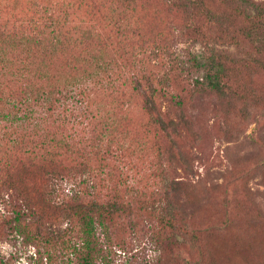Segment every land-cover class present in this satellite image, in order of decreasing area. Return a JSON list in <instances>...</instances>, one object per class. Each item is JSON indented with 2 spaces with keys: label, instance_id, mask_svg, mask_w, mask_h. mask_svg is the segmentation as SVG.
Masks as SVG:
<instances>
[{
  "label": "trees",
  "instance_id": "trees-1",
  "mask_svg": "<svg viewBox=\"0 0 264 264\" xmlns=\"http://www.w3.org/2000/svg\"><path fill=\"white\" fill-rule=\"evenodd\" d=\"M102 1L108 5V22L116 18L110 26L115 31L119 30L121 40L117 41V46L122 47L121 41L134 39L133 36L129 37L133 27L128 22L131 20L128 14L134 11L133 7L137 6L138 0ZM175 1L184 16L197 21L196 28L191 26L190 29L201 43L199 54L192 55L185 62H179V72H184L185 76L190 72L197 74L192 88L196 95L206 93L219 101L233 98L235 93H231L232 90L224 81L228 79L234 83L230 79L236 76L237 65L229 57L218 54L212 44L223 39L235 43V38H240L247 43H255V54L263 57L264 3L255 4L250 0H205L212 4L207 5L204 0ZM90 2L91 0H81L76 8L89 6ZM114 5L120 6L112 8ZM72 8L70 5L67 9H52L50 12L43 10V15L39 16V12L34 18L35 12L29 14L28 18L26 15L23 18L16 16V29L11 32L0 30V77L5 79L4 88L0 84V128L7 133L8 129L18 128L21 124L31 125L33 132L28 138L31 141L37 139L35 144L29 146L26 144L28 139L24 141L27 137L16 139L17 142L10 146L6 145L5 139L1 140L0 191L2 187H9L13 194H3L5 199L0 196V241L13 234L16 239H20L22 245L40 247L42 251H37V256L47 264L51 263L55 252L60 256L72 257L81 264H91L96 259H103V252L110 247L108 232L118 224L117 219L121 215L144 213L156 218L158 227L164 232L175 229V220L166 217L164 209L154 214L152 205L143 201L146 196L140 190L147 187L146 179L135 176V180L129 176V171L134 166L131 167L127 162L128 158L130 154L139 156L140 152L146 155L144 141L134 138L132 142L133 136L129 135L125 124L128 122L120 120L119 123L113 113L111 118L115 124H111L105 116L107 110L101 105L102 101L108 98L119 103L127 93L130 94L126 83H138L140 89L135 86L131 90L141 91L144 97L141 108L149 119V125L163 130L167 138V129L175 135L187 134L191 125L190 118L182 115L179 95L173 96L168 85L159 80L155 83L161 85L157 90L150 74L140 77L145 70H141V73L132 72L133 75H130L125 68L127 58H124V62L121 60L123 56L132 60L131 55L125 48L114 49L112 38L106 35L108 23L101 29L87 26L82 20L76 21L71 17L68 11H72ZM235 23L239 25L237 37H229ZM28 26L29 30L25 29ZM43 29L49 31L45 34ZM211 30L217 35L209 37ZM104 47L108 52L105 59L100 54ZM18 50L22 63L20 61L14 65L15 58L12 56ZM70 50H77L78 56L73 59L75 62L68 72L54 68V61ZM113 50L119 53L117 56L121 64L111 57ZM156 50V53L160 51L158 48ZM91 52L99 53L97 59L90 55ZM56 53L58 57H55ZM59 80L64 81L58 90ZM140 80L145 83L142 88ZM13 86L17 87L16 91ZM4 93L7 95L2 99L1 95ZM165 96L171 104V112H175L173 119L167 117L169 111L156 108V100L161 98L164 101ZM255 97L252 99L254 102ZM245 98L246 101L251 100ZM254 102L250 104L256 105ZM92 110L94 115H90ZM86 114L90 115L91 121L88 124L91 131L85 137H80V131L74 127L81 119H86ZM121 123L125 124L123 131L130 139L126 145L128 148L122 146L125 141L123 143L117 132ZM169 139L166 146L155 149L162 165L166 166L179 155L175 139ZM22 159L40 162L36 177L33 174L31 178L30 175L27 178L24 175V180L18 177V172L27 173L31 167L26 166L28 161L25 163ZM81 173H86L89 180L78 181L76 185L75 175ZM138 173L134 172L135 175ZM39 181L46 183L38 184ZM64 185L69 187L65 189ZM124 193L126 196L136 197V209L131 204L124 205ZM237 207L241 213L239 221L251 224L264 220L255 211L256 203L250 198L242 205L237 204ZM62 224L65 225L64 229L51 230V227L58 229ZM97 230L101 231L97 233ZM255 231L248 232L247 239L240 243V247L244 246L247 250L251 247L254 241L250 234ZM223 232L229 234L231 231L225 228ZM241 238L242 235L239 240ZM192 241L190 237L187 239L189 243ZM198 241L197 238V243ZM168 247L164 245L162 253ZM202 256L199 255L200 258Z\"/></svg>",
  "mask_w": 264,
  "mask_h": 264
},
{
  "label": "rangeland",
  "instance_id": "rangeland-1",
  "mask_svg": "<svg viewBox=\"0 0 264 264\" xmlns=\"http://www.w3.org/2000/svg\"><path fill=\"white\" fill-rule=\"evenodd\" d=\"M79 1L81 0H1L0 30L11 32L16 29V16L23 18L24 15L27 17L35 12L34 18L39 12V16L43 15V10L50 12L52 9H67L71 5L72 11L68 12L76 21L82 20L87 26L97 29L105 27L108 23L106 35L112 38L114 49L125 48L131 55L132 60L128 56H123L121 60L124 62V58H127L124 65L130 75L145 70L140 77L150 74L157 90L161 85L155 83L159 80L168 85L169 92L173 96L178 94L182 101V115L191 121L187 134L175 135L167 129L169 138H174L179 147V155L164 166L155 149L166 146L167 140L170 139L163 130L149 125V119L141 108L144 100L141 91L131 90L135 86L138 87V83H126L130 94L127 93L119 103L99 97L104 100L101 105L105 106V116L111 124V116L114 114L119 123L120 120L128 122L125 124L129 135L133 136L132 142L134 138L144 141L146 155L140 152V157L130 154L128 158L127 162L131 167L134 166L129 171V176L135 180V176L146 179L147 187L140 190L143 196H146L143 201L152 205L154 214L164 209L166 217L175 220V229H167L164 232L158 227L156 218L144 213L121 215L117 219L118 224L112 226L108 232L110 247L103 252V259H96L91 264H264V220L251 224L239 221L241 213L237 207V204L242 205L250 198L256 203L257 214L264 218V55L257 56L255 43H247L240 38H235V43L227 39L214 42V50L229 57L237 65L236 76L230 79L234 83L228 79L224 81L232 90L231 93L235 94L233 98L223 101L206 93L196 95L192 88L197 74L190 72L186 74L189 77H186L184 72H179V62H185L192 55L201 52L200 39L190 29L191 26L196 28L197 21L184 16L175 0H138L137 6L133 7L134 11L128 14V17H131L128 22L133 27L129 37L133 36L134 39L121 41L122 47L117 46V41L121 40L118 36L119 30L115 31V28L110 26L116 18L108 22V5L102 0H91L89 6L77 9ZM250 1L255 4L264 3V0ZM206 4L212 5L208 2ZM119 6L114 5L112 8ZM237 26L239 25L235 23V27H231L229 37H237ZM25 29L29 30V26ZM43 31L46 34L49 30ZM213 35L217 33L211 30L209 37ZM157 48L160 51L156 53ZM77 54V50H70L68 54L54 61V68L68 72ZM100 54L103 59L107 58V49L104 47ZM117 54L119 53L113 50L111 57L121 64ZM13 55L11 56L15 58L14 65H17L22 59L19 50ZM90 55L97 59L99 53L91 52ZM55 57H58V53ZM62 81L64 80H59L58 90ZM0 84L1 88H4L5 79L2 77ZM139 85L142 88L145 85L144 80H140ZM14 88L16 91L17 87ZM6 95L7 93H4L1 98H6ZM244 97L251 100L255 97L256 101H246ZM251 102L256 105H251ZM170 105L167 96L164 101L161 98L156 100V108L169 111L167 117L173 119L175 112H171ZM81 107L83 106H79ZM94 114L92 110L90 115ZM90 115L86 114V119H81L74 127L80 131V137H85L91 131L88 124L91 121ZM104 118L103 116L102 119ZM125 124L121 123V128L117 131L123 143L125 141L123 147L130 140L123 131ZM31 132V125L26 124L10 128L7 133L0 128V144H3L1 140L5 139L6 145L10 146L17 142L16 139L24 137H27L24 141L28 139V146L35 144L37 139L31 141L28 138ZM21 161H28L26 166L31 167L27 173L18 172V177L23 180L25 176L27 178L30 175L31 178L32 174L36 177L40 162L29 159ZM135 171L139 172L138 175L134 174ZM86 180H89L86 173L75 175L76 185L78 181ZM42 183L46 181L38 182ZM63 187L66 189L69 185ZM0 194L5 199L3 194L13 193L9 187H2ZM135 198L124 193L122 200L124 205L131 204L136 209ZM1 210L0 204V213ZM64 228L65 225L62 224L58 229L51 227V230ZM225 228L231 232L226 234L223 232ZM251 230H256L250 234L254 243L247 250L244 246L240 247V243L247 239ZM99 231L101 230L96 232ZM241 235L242 240H239ZM189 237L194 242H187ZM161 245H168L169 249L162 253ZM37 251L39 253L42 249L34 248L33 245H22L20 239L9 234L0 241V264H47L37 256ZM199 255H203L202 258ZM49 264L81 263L55 252Z\"/></svg>",
  "mask_w": 264,
  "mask_h": 264
}]
</instances>
